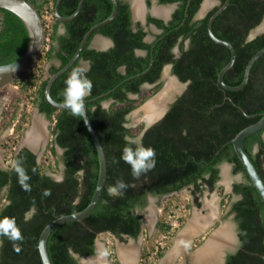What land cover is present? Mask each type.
I'll use <instances>...</instances> for the list:
<instances>
[{
    "label": "trees",
    "instance_id": "16d2710c",
    "mask_svg": "<svg viewBox=\"0 0 264 264\" xmlns=\"http://www.w3.org/2000/svg\"><path fill=\"white\" fill-rule=\"evenodd\" d=\"M80 1L62 0L59 14L63 17L73 15ZM159 1L178 3L179 7L167 26L162 21L150 19L162 29V34L153 44L144 43L145 33L139 26L134 30L129 5L119 1L114 20L93 33L79 60L52 86V98L63 103L61 93L67 77L74 68L82 67L81 62H87L86 75L93 87L85 100L117 88L108 97L87 105L90 122L100 138L107 161V179L100 200L86 219L64 224L52 232L47 246L52 264H79V259L95 256V242L101 234L109 233L120 241H125V237L138 239L142 232V215L138 212L147 207L148 196L163 198L191 189L196 206H200L199 197L204 190L213 192L217 189L221 181L220 167L224 164L232 167L233 175L243 174L245 178L244 183L233 186L234 195L240 197L232 208L239 248L228 254L225 264H264V202L230 144L242 130L259 122L264 114V56L252 68L244 90H224L218 83V76L230 62L231 53L208 35L209 19L217 8L203 20L193 21L203 0H190L189 7L188 0ZM225 1L220 0L221 4ZM57 2L38 0L31 4L43 17L44 9L49 4L55 8ZM112 12L110 0H86L73 20L61 23L55 18L51 33L46 34L48 48L40 59L60 62V66L50 67L49 74L54 75L66 66L75 56L86 33L109 18ZM0 17V65H7L25 54L29 36L21 20L11 12L0 9ZM263 22L264 0H231L229 7L215 20V36L230 43L236 52L233 68L224 75L228 86L242 84L249 61L264 48V34L248 41L252 31ZM61 25L65 30L63 35L58 34ZM98 33L109 37L114 47L108 51L91 49L92 38ZM186 41H189L187 49ZM177 45L180 56L175 58L173 50ZM136 50H144L147 55L137 56ZM167 65H172V74L181 83H188V87L171 104L164 118L143 134V145L155 150V167L137 178L121 155L126 146L124 137H139L145 126L128 127V117L161 89V74ZM148 69L145 75L134 78ZM25 80L30 86L31 80L36 81L33 71L13 85L23 84ZM39 81L35 104L52 124V141L47 153L56 158L57 165L63 164V178L56 181L44 173L37 156L26 148L14 153L13 162H22L30 177V192L22 189L13 167H0V195L5 191L0 198V205L4 201L0 219L15 218L24 237L22 242H16L20 247L17 252L12 241L0 236V241H3L0 244V264H42L38 244L44 228L61 216L84 211L92 201L99 179L98 153L81 115L52 107L44 95L47 80L40 78ZM144 85L153 88L144 94ZM108 101L110 105L106 108L103 103ZM263 134L264 130L246 139L244 149L264 181ZM58 149L62 151L60 157ZM81 169L83 174L76 175ZM118 180H123L128 187L122 196H109L108 187ZM44 190L51 194L44 196ZM33 203L37 213L25 223L24 213ZM187 207L191 208V205ZM156 229L169 235L172 231L170 225L160 221ZM69 249L73 253L71 256ZM165 251L156 253L153 264L164 256ZM109 258L112 264H119L113 249ZM148 258L149 254L143 249L142 264H152Z\"/></svg>",
    "mask_w": 264,
    "mask_h": 264
},
{
    "label": "rangeland",
    "instance_id": "374dc122",
    "mask_svg": "<svg viewBox=\"0 0 264 264\" xmlns=\"http://www.w3.org/2000/svg\"><path fill=\"white\" fill-rule=\"evenodd\" d=\"M45 33L48 36L49 33L47 30ZM47 43H49L48 40H46L44 51H46L48 48ZM54 64L57 65L56 60L50 62L44 60L40 61L33 70V74L36 76V81L31 80V86L28 84L29 81L25 80L23 84H19L17 86L9 85L4 88H0V167L3 169L7 168V166L11 164L12 156L23 145L29 130L34 128L37 121L41 123L40 127L42 125L44 135L48 137L45 140V147H47V150L51 144L52 135H48L51 134L52 124L44 116L37 113L38 110L35 100L37 97V90L39 89L41 82L39 81L40 78H42V80H46L49 74V68ZM83 67H87L85 63L83 64ZM169 80H173L177 90H175L174 93L170 95L166 103L169 102L172 104L180 96L184 88H181L180 90V87L182 86H180L178 82L171 76L170 68L166 67L163 71V84L161 89L129 115L127 124L128 127L136 128L139 125H144L146 123L144 119V108L156 101L164 93L166 84ZM26 86L28 90L27 92H25ZM152 88L153 87L150 86L144 87L143 93H148ZM132 98L136 99L137 96H132ZM109 105L110 102L103 103V106L106 108H108ZM164 112L165 111L163 110L162 114H164ZM5 125L7 126L5 127ZM41 144L42 141L38 147ZM38 147H36V149H38ZM47 150H39L42 155L38 163L42 167L44 173L56 181H61L64 172L63 164L59 163L57 165L55 163L56 158H52L47 153ZM61 155L62 153L58 152V156L60 157ZM222 167L221 172L223 177L221 176V181L218 183L217 189L213 192H210L207 189L204 190L203 194L199 197L200 206H196L195 197L192 194L191 189H184L180 193L165 196L163 198L152 197V199H149L147 209L144 210V212H140V214L143 216V227L138 240H135L134 242H131L130 240L120 241L114 238L111 234H101L96 239L97 250L95 256L79 259V264H88L89 261L95 260L97 257H99V255L104 257L106 264H112L109 258V252L112 249L118 257L119 264H121L119 250L129 246L130 244L134 247L133 250L137 255L139 249L141 252H143V249H146L147 253L149 254L148 262L152 264L157 258L155 254L156 250L158 252L161 250H166L164 256L156 263L161 264L163 259L173 248L176 238L183 231L187 222L195 213H204V205L211 201H214L216 205L217 216L215 218V222L201 236H193V238L190 239L192 241L186 247V252L187 254H193L201 249L206 244V242L210 240L211 235L224 225L231 227L234 238V242L229 246L232 248L227 252H235L238 249L236 247L238 245V236L235 215L232 212V206L237 201L238 197L232 195V188L234 183L238 180L243 181V176L241 174L233 175L232 167L228 164H224ZM4 193L5 191L1 193L0 198H3ZM3 204L4 201H2L0 208L3 206ZM188 204L191 205V208L187 207ZM223 204H225V206H223ZM182 220H184V223L181 224ZM159 221L172 227V231L170 233V235L173 234L172 236L156 229V225ZM122 245H124V247ZM142 263V259L137 257L136 264ZM171 264L191 263L189 261H185V256L180 254L175 257Z\"/></svg>",
    "mask_w": 264,
    "mask_h": 264
},
{
    "label": "water",
    "instance_id": "95a60500",
    "mask_svg": "<svg viewBox=\"0 0 264 264\" xmlns=\"http://www.w3.org/2000/svg\"><path fill=\"white\" fill-rule=\"evenodd\" d=\"M61 1L62 0H58L56 6L54 8V16L59 22L66 23V22L73 20L80 13V11L82 10V7H83L86 0H81L77 11L69 17H63L59 14L58 8H59V4ZM111 1L113 2V6H114L111 16L109 18H107L106 20L102 21L101 23L93 26L86 33V35L84 36V38L81 42V45L78 48L75 56L72 58V60L66 66H64L62 69H60L54 75L48 74V77L46 79L47 85H46V88L44 91V95H45L46 101L52 107H54L58 110H69L64 106L63 103H59L52 98V96H51L52 86L59 77H61L65 72H67L79 60L82 51L84 50V48L88 44V41H89L90 37L93 35V33L96 32V30L106 26L107 24H109L110 22H112L114 20V18L116 17V15L118 13L119 4H118L117 0H111ZM230 2H231V0H226L225 3L221 7H219L216 10V12L211 16V18L209 19V22H208V35L216 44L226 47L231 53L230 62L228 63V65L226 67L223 68V70L220 72V74L218 76L219 85L224 90H226L228 92H239V91L244 90L246 88V86L248 85L250 77H251L252 68L254 67L255 63L260 58H262L264 56V48L261 49L260 51H258L252 57V59L249 61L248 65L246 67L244 79H243V82L241 85H239L237 87H230L224 82V75L229 70H231L235 64L236 52H235L234 47L230 43L223 41V40H220L219 38H217L215 36V34L213 32V24H214L215 20L229 7ZM0 9L9 11L12 14H14L15 16H17L21 20V22L24 24V26L28 32V36H29L28 49L21 58L15 62H13V63L7 64V65H0V88H4L6 86L13 85L14 83L21 80L22 78H24L26 75H28L30 72H32L35 69V67L40 62V59H41V57L44 53V50H45L46 33H45L44 22H43L42 16L39 14L38 10L28 0H0ZM262 34H264V22L262 23L261 26H259L257 29L252 31V33L248 37V41H252L256 37H258ZM152 63H153V59H151L150 67H151ZM59 66H60V64H59ZM149 69L147 71L143 72L142 74L135 76L134 78H138V77L145 75L149 71ZM116 89L117 88L113 89L112 91H110L106 94L100 95V96H98L92 100H89V101L85 100L84 115H81V117L83 119V122H84L89 134L91 135L92 141H93L95 148L97 150V153H98L100 172H99V179H98L97 187H96L94 196L92 198V201L90 202L89 206L84 211L78 212V213H73L71 215L61 216V217L55 219L53 222H51L50 224H48L44 228V230L42 231V233L40 235L39 244H38V251H39V254L41 257L42 264H52L50 257H49V254H48V247H47L48 246V240H49V237L52 234V232L56 228H58L64 224L72 223V222H80V221L86 219L95 210V208H96V206L100 200V197H101V194H102V191H103V188L105 186L106 179H107V161H106L105 153H104L100 138H99L97 132L95 131L93 125L90 122V119H89V116L87 113V105L89 103L97 102L99 100H102V99L108 97ZM168 103L169 102H167L165 105L164 114L160 115V117L158 119H156L155 121H153L151 123H147V122L145 123L146 125H145L144 131L146 129L150 128L151 126H153L154 124L158 123L160 120H162L164 118V116L166 115V113L168 112V110L170 109V106H171V104L170 103L168 104ZM37 113L39 114V111ZM85 121H87V123ZM31 130H29L28 133H30ZM263 130H264V114L262 115V118L259 122H257L256 124L251 125V126L245 128L244 130H242L233 140H231L230 144L234 147V151H235L239 161L243 165L252 185L257 190V192L259 193V195L261 196V198L264 202V181H263L262 177L260 176L256 167L254 166L251 158L248 156V154L246 153V151L244 149V142L246 141V139H248L249 137H251V136H253V135H255V134H257ZM23 148H26V149L30 150L32 153H34L37 156V160L39 161V159L41 158V155H42L41 152H39V149L34 150L30 146L23 143V145L19 148L18 152ZM58 152L62 153V151L60 149H58ZM225 167H227V166H225ZM222 168H224V167H222ZM174 194H177V193H174ZM150 198L152 199V196H150ZM204 207H205V205H204ZM214 222H215V220H213L212 223L207 228H205L203 231H201L195 237L201 236L206 230H208L211 227V225ZM220 229L221 228H219L217 231H215L211 235L210 240L215 237V235L218 233V231ZM130 241L134 242L135 240L130 239ZM122 246L124 247V245H122ZM129 246H131V244ZM127 247L128 246H126L125 248H127ZM231 248L232 247H227L223 250L220 262L218 264H225V257L228 253L227 251ZM139 251H140V249L138 250V252ZM76 257L79 258L78 256H76ZM91 257H93V256H91ZM137 257L140 258V252L138 253ZM87 258H90V257H87Z\"/></svg>",
    "mask_w": 264,
    "mask_h": 264
},
{
    "label": "clouds",
    "instance_id": "9594fccd",
    "mask_svg": "<svg viewBox=\"0 0 264 264\" xmlns=\"http://www.w3.org/2000/svg\"><path fill=\"white\" fill-rule=\"evenodd\" d=\"M61 31L63 32L64 30L62 29ZM86 71L87 70L84 67L74 68L71 74L67 77L65 81L66 86L61 93L63 96L64 106L69 109L73 115L77 116L84 115L85 97L91 93L93 87L91 80L88 79L86 75ZM85 122L87 123V121ZM124 140L126 142V146L122 150L121 159L131 166L132 175L134 177L138 178L142 173H145L155 167V150L151 147H145L142 143L141 137L125 136ZM114 163H118V161L114 160ZM11 167H13L18 174V182L22 189L26 192H30L31 186L28 183L30 177L23 168L22 162H13L12 156L11 164L4 169H10ZM32 171L35 173L36 169L33 168ZM82 174V169L78 170L76 173L78 176ZM127 187L128 185L123 180H118L114 185H110L108 187V195L113 197L122 196L123 191ZM50 194L51 193L48 190H44V196H49ZM36 213L37 209L33 203L29 210L24 213V222L27 223L31 221ZM0 236H6L13 242L14 250L17 252L20 251V247L16 242H22L24 237L20 228L17 226L15 218L4 217L3 219H0ZM2 243L3 241H0V244ZM69 255H73L71 249H69Z\"/></svg>",
    "mask_w": 264,
    "mask_h": 264
},
{
    "label": "bare ground",
    "instance_id": "6f19581e",
    "mask_svg": "<svg viewBox=\"0 0 264 264\" xmlns=\"http://www.w3.org/2000/svg\"><path fill=\"white\" fill-rule=\"evenodd\" d=\"M211 4V1L207 3V6ZM136 8L140 11V4L136 1ZM176 85L173 80H169L166 84L164 93L154 102L144 108V119L147 123H151L158 119L162 115L165 109V103L174 93ZM164 107V108H163ZM163 109V110H162ZM37 121L34 128L28 133L24 144L30 146L32 149H36L42 139L45 137L42 125ZM35 148H34V146ZM217 216L216 205L214 201L207 202L204 207V213H195L192 218L187 222L183 231L178 235L175 240L173 248L168 255L164 258L161 264H171L176 256L183 254L185 261H189L191 264H218L220 262L222 252L225 248L232 245L234 242L232 230L230 226H223L215 237L208 240L206 244L193 254H187L186 247L190 244L193 236H196L205 228H207ZM133 246L119 250V258L121 264H136L137 254L133 250ZM96 258V257H95ZM88 264H106L103 256L99 255L95 260H91Z\"/></svg>",
    "mask_w": 264,
    "mask_h": 264
},
{
    "label": "flooded vegetation",
    "instance_id": "af4514ba",
    "mask_svg": "<svg viewBox=\"0 0 264 264\" xmlns=\"http://www.w3.org/2000/svg\"><path fill=\"white\" fill-rule=\"evenodd\" d=\"M117 1H118V4L120 1L123 4L129 5L131 21H132L134 30H136L137 26L141 27L145 33V37H144L143 41H144V43L149 44V45L153 44L154 41L156 40V38L162 34V29H160L155 23L151 22L150 19L162 21L164 23V25L167 26L172 21L173 15L175 14L176 10L179 7L178 3H160L159 0H117ZM136 1L138 2V4H140V11L135 6ZM209 1H211V4L209 6H207V3ZM112 4H113V2H112ZM189 4H190V0H188L187 7H189ZM222 5L223 4H221L220 0H203V2L201 3V6L199 8V11L194 16L193 21L203 20L211 11H213L216 8L218 9ZM113 8H114V6H113ZM1 19H2V17H0V21H1ZM113 47H114V42L109 37L102 35L100 33L96 34L92 38V41L90 43V48L93 50H96V51H108V50L112 49ZM188 47H189V41H186L185 48L187 49ZM135 53L137 56H146L147 55V52L144 50H136ZM173 53L175 54V58H178L180 56L179 45H177L175 47V49L173 50ZM84 63L87 66V67H85V69H88V63L87 62H81V66L83 67ZM166 67L170 68L171 76L178 82V84L180 86H182V87H180V90H181V88H184L183 92L180 94V96H181L186 91V89L188 87V83H186V84L181 83L179 81V79H177V77H175L172 74V65H167ZM164 69H163V71H164ZM163 71L161 74V80H160L161 83H162V78H163ZM146 86H149V85H144L142 88L144 89V87H146ZM150 87H153V86H150ZM39 114L45 117V115L41 114L40 112H39ZM144 126H145V124H144ZM144 129H143L141 135L139 136L141 138L143 137V134L147 130L146 129L144 131ZM48 132H50V131H48ZM48 136H51V134H49ZM46 138H48V137L45 136L44 140L42 139V144L38 147V149L40 151H42L43 149L47 150V147H45ZM263 140H264V134H263ZM255 150H257V147L255 148ZM220 175L222 176V172ZM241 175L243 176V181L238 180L237 182L234 183V185L237 183L238 184L244 183V181H245L244 175L243 174H241ZM232 195L236 196L233 193V188H232ZM236 197H238V199H237V201H238L240 199V197L239 196H236ZM149 198H150V196H148V204H149ZM147 207H148V205H147ZM147 207L144 210H146ZM232 208H233V206H232ZM144 210L139 211L138 214H140V212H144ZM141 227H143V216H142V220H141ZM156 227H157V225H156ZM236 227H237V225H236ZM107 234H109V233H107ZM237 236H238V234H237ZM113 237L116 238L115 236H113ZM130 239H133V238H130V237L124 238V240H130ZM136 240H138V239H136ZM237 244L238 245L236 247L239 248V239H238ZM95 247H96V242H95ZM96 250H97V248H96ZM139 252H140V258H141L142 252H141V250ZM228 254L225 257V261H226ZM117 260H118V257H117Z\"/></svg>",
    "mask_w": 264,
    "mask_h": 264
},
{
    "label": "built area",
    "instance_id": "2783aa9c",
    "mask_svg": "<svg viewBox=\"0 0 264 264\" xmlns=\"http://www.w3.org/2000/svg\"><path fill=\"white\" fill-rule=\"evenodd\" d=\"M50 6V7H49ZM49 8H45V12H43V22H44V28H45V31L47 30L48 33L50 34L52 29H53V23H54V19H55V16H54V8H53V5L52 4H49ZM48 34V35H49ZM46 40L49 41V39L47 38ZM158 251L156 250V253ZM155 253V254H156Z\"/></svg>",
    "mask_w": 264,
    "mask_h": 264
},
{
    "label": "crops",
    "instance_id": "0c3cea01",
    "mask_svg": "<svg viewBox=\"0 0 264 264\" xmlns=\"http://www.w3.org/2000/svg\"><path fill=\"white\" fill-rule=\"evenodd\" d=\"M30 3L31 2H35V1H38V0H28ZM40 1V0H39ZM64 30V27L61 25L60 27H59V31H58V34L59 35H63L64 33H65V30L62 32L61 30ZM56 62H57V65L56 64H54L55 66H59V64H60V62L59 61H57L56 60ZM51 67V66H50ZM50 69V68H49Z\"/></svg>",
    "mask_w": 264,
    "mask_h": 264
}]
</instances>
